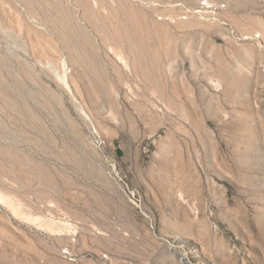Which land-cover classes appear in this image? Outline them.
<instances>
[{
    "label": "rangeland",
    "instance_id": "rangeland-1",
    "mask_svg": "<svg viewBox=\"0 0 264 264\" xmlns=\"http://www.w3.org/2000/svg\"><path fill=\"white\" fill-rule=\"evenodd\" d=\"M0 264H264V0H0Z\"/></svg>",
    "mask_w": 264,
    "mask_h": 264
},
{
    "label": "bare ground",
    "instance_id": "bare-ground-1",
    "mask_svg": "<svg viewBox=\"0 0 264 264\" xmlns=\"http://www.w3.org/2000/svg\"><path fill=\"white\" fill-rule=\"evenodd\" d=\"M84 1V0H83ZM86 5V4H85ZM89 7V6H88ZM169 48V47H168Z\"/></svg>",
    "mask_w": 264,
    "mask_h": 264
}]
</instances>
